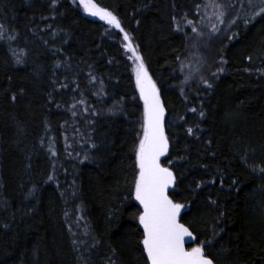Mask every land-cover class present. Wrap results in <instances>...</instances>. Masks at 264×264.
<instances>
[{"label":"trees","instance_id":"obj_1","mask_svg":"<svg viewBox=\"0 0 264 264\" xmlns=\"http://www.w3.org/2000/svg\"><path fill=\"white\" fill-rule=\"evenodd\" d=\"M202 1L93 0L120 20L160 88L162 162L174 161L181 222L196 243L212 240L216 264H264V174L241 160L247 151L264 166V14L245 25L258 9L244 0L232 39L189 79L180 24ZM0 25V264H145L130 195L143 102L121 33L71 0H0Z\"/></svg>","mask_w":264,"mask_h":264},{"label":"snow or ice","instance_id":"obj_2","mask_svg":"<svg viewBox=\"0 0 264 264\" xmlns=\"http://www.w3.org/2000/svg\"><path fill=\"white\" fill-rule=\"evenodd\" d=\"M72 2L76 3L77 0H72ZM57 3L58 0H51V7L55 8ZM249 3L253 8H258V11H253L250 16L242 19L245 25L250 24L257 16L264 14V0H259L258 3H255V0H249ZM79 5L89 15L99 17L108 25L119 29L123 33V41L125 42L123 47L131 53L128 59L133 63L135 87L139 92L140 100L143 102V111L140 128L136 133V143L131 149L135 159L132 165L134 175L130 181V195L140 206L138 214H134L132 218L137 220L140 228H142L141 239L138 243L142 245L140 251L145 257V264H216L215 258L205 251L206 247L212 246V240L196 243L197 237L190 226L181 222V213L186 205L174 201L169 195L170 188H174L177 184V175L173 171L175 166L173 160L167 161L169 166H165V163L162 162V157H166L170 149V140L165 129L166 109L161 98L160 88L157 87L156 81L149 73L144 57L140 54L138 46L133 44L132 37L124 31L120 20L111 11L99 7L93 0H79ZM197 7L199 9V6ZM204 7L214 9L212 15L220 23H223L231 4L227 0H209ZM173 19L175 20V18ZM240 19L237 17L231 21V24L235 25ZM187 23L191 25L193 21L188 20ZM177 29L179 30V24H177ZM3 31L4 26L0 25V39L3 38ZM192 31L197 32V29L193 27ZM212 31H219L216 24H212ZM11 38L14 39L15 37ZM12 54L15 56L17 64L23 63L20 55L16 52ZM248 59L251 60L252 58L248 57ZM220 63L224 64L226 61L221 58ZM218 71L222 72L224 69L221 67ZM215 75L216 73H213V76ZM95 79V76H91L92 81ZM202 82L208 88L212 87L203 78ZM15 99L16 96L13 95L12 100L15 101ZM49 99L51 100V96ZM79 103L83 104L84 101L81 100ZM119 110V102L114 109H109V111ZM189 111L195 113L197 110L192 108ZM73 114L75 115V113ZM199 115L203 117L205 114L201 111ZM186 131L189 135L194 134L192 127L187 128ZM41 142L43 143V141ZM208 143L210 144L211 141ZM52 155L55 156L54 151ZM247 155L248 153L245 151L241 157L245 166L254 173L264 174V166L249 165ZM87 158L86 156L85 159ZM261 178L264 179V176ZM47 179L53 180L54 176L49 175ZM232 183L235 185L237 181L233 180ZM199 187L200 184H197V188ZM33 191L35 188L29 192V195ZM211 202L215 203V201ZM216 235L219 233L214 232V236ZM186 238L194 246L186 247ZM113 254H115V250H113ZM108 264H116V261L109 259Z\"/></svg>","mask_w":264,"mask_h":264},{"label":"rangeland","instance_id":"obj_3","mask_svg":"<svg viewBox=\"0 0 264 264\" xmlns=\"http://www.w3.org/2000/svg\"><path fill=\"white\" fill-rule=\"evenodd\" d=\"M243 1L244 0H227V2L231 4V7L228 9L227 16L224 18L223 23H220L218 20H216L215 16L212 15L214 9L204 7V5L209 2V0L202 1L201 5L199 6V9H197L194 12L195 14L194 19L192 18L182 19V22L180 24V29L186 32L187 34L186 37L188 41V47H187L185 58L183 60V65L186 67V75L189 76V79L201 77L202 72H200L198 69L202 66V62L204 61L205 56L209 52L213 51V48L215 45H217L218 47V44H220V42L224 38L226 39V37L228 38L231 37L232 28L234 26L231 24V21L234 20L235 17H237V15L241 14L239 10H240V7L243 6V3H244ZM258 2L259 0H255V3H258ZM74 4H76L80 8V10L82 11L84 15L90 18H93V19H98L104 22L108 26L109 29H113V30L120 32L119 29H116L108 25L106 21L101 20L99 17L91 16L87 12H85L83 7L79 5V0H77V2ZM245 5L249 6V10L252 11L253 7L252 5H250L249 0H245ZM255 11H258V10H255ZM188 20L193 21V24L191 25L188 24L187 23ZM212 24H216L219 31L213 32ZM193 27L197 29V32L192 31ZM121 37H122L121 44L123 47V44L125 43L123 41V33H121ZM124 52L127 58L131 55V53L127 52L125 49H124ZM218 54H219V51L215 49L216 59H217ZM129 62L131 63L132 69H133L132 61L129 60ZM217 63H220V60L217 61ZM134 80H135V75H134Z\"/></svg>","mask_w":264,"mask_h":264},{"label":"water","instance_id":"obj_4","mask_svg":"<svg viewBox=\"0 0 264 264\" xmlns=\"http://www.w3.org/2000/svg\"><path fill=\"white\" fill-rule=\"evenodd\" d=\"M191 244H193V243L191 241H188L187 238H186L185 246L189 248V246H191Z\"/></svg>","mask_w":264,"mask_h":264}]
</instances>
